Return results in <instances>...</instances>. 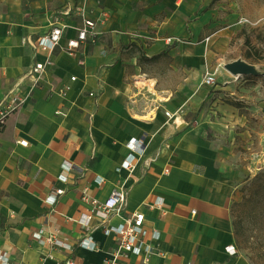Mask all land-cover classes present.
I'll use <instances>...</instances> for the list:
<instances>
[{
  "label": "crops",
  "instance_id": "1",
  "mask_svg": "<svg viewBox=\"0 0 264 264\" xmlns=\"http://www.w3.org/2000/svg\"><path fill=\"white\" fill-rule=\"evenodd\" d=\"M212 1L0 0V107L13 95L25 100L0 124V249L11 264H42L49 254L55 259L45 264H106L118 241L97 219L84 227L78 207L92 210V200L103 203L119 187L127 203L110 223L142 212L146 229L161 232L153 246L162 255L147 264H249L233 217L244 173L236 144L225 138L228 123L232 130L243 116L223 106L217 90L234 83L221 65L252 62L220 56L240 27L232 19L223 25ZM83 8L98 26L77 55L38 46L53 25L64 27L62 46L76 37ZM48 59L53 67L31 74ZM207 75L220 83L207 85ZM133 139L143 144L141 153L117 172ZM64 161L72 172L63 171ZM63 174L68 183L59 180ZM60 188L66 193L48 205L47 195ZM156 197L164 199L161 209L153 207ZM42 228L74 250L43 248L32 239ZM88 233L94 251L78 246ZM230 246L236 255L226 252ZM120 261L145 264L140 257Z\"/></svg>",
  "mask_w": 264,
  "mask_h": 264
},
{
  "label": "rangeland",
  "instance_id": "2",
  "mask_svg": "<svg viewBox=\"0 0 264 264\" xmlns=\"http://www.w3.org/2000/svg\"><path fill=\"white\" fill-rule=\"evenodd\" d=\"M211 6L220 7L223 25L228 26L232 19L240 27L232 51L229 48L220 56L226 60L241 54L258 71V76L234 77V83L228 85L216 80V84L220 85L217 91L223 106H232L243 116L242 124L232 130L228 123L225 136L236 144L244 173L238 183L239 200L233 207L240 254L249 264H264V0H213ZM221 69L225 70L224 65ZM255 113L256 118L252 116Z\"/></svg>",
  "mask_w": 264,
  "mask_h": 264
},
{
  "label": "built area",
  "instance_id": "3",
  "mask_svg": "<svg viewBox=\"0 0 264 264\" xmlns=\"http://www.w3.org/2000/svg\"><path fill=\"white\" fill-rule=\"evenodd\" d=\"M79 12L82 15L83 25L77 29L76 37L69 39L66 45L62 46L61 42L64 37V27L53 25L51 31L39 40L38 46L49 52H53L57 48H60L70 56L77 55L82 45L88 42L89 36H95L98 26L94 19L86 16L84 8L80 9ZM242 21L244 23H248L246 20ZM167 43L173 44L174 38L167 39ZM79 63L80 65H84V61H80ZM48 67H53V62L50 59L43 63H37L32 69L31 74H40ZM71 80H76V77H72ZM205 83L211 86L216 85L215 76L207 75ZM69 90V86L64 88L65 93H68ZM24 102L25 100L21 99V97L13 95L9 101L3 104L0 107V124L5 123L6 119L15 113L24 104ZM57 114L59 115L62 113L58 112ZM166 116L171 117L170 113H166ZM18 143L24 147L28 145V141L26 140ZM142 146L143 144L140 141L133 139L128 145L130 154L123 161L120 167L116 169V171L121 172L123 169L132 168L138 155L141 153ZM62 169L65 173H70L73 171L74 166L70 161H64L62 163ZM59 180L63 183H68L69 181L65 174L61 175ZM95 181L99 186L104 183V179L101 177H96ZM65 193L66 191L64 189H55L47 195L45 202L50 206H54L58 202L59 197ZM88 200H90V197L87 193H85L83 201L87 202ZM91 203L93 205L92 210L85 208L83 205L78 207V211L82 216L79 220L80 223L84 227L91 229L93 220L97 219L99 220L98 227L102 228L104 235L107 237H115L118 241L117 248L110 254V258L106 264H123L120 260L130 257H140L143 259L144 263L147 264L153 255H162L161 253L156 252L153 246V243L158 242L161 239V232L158 230L146 229L144 213L137 212L131 217L121 218L122 220L118 223H110L112 216L121 217L124 212L127 203V191L124 187L116 188L110 197L103 203L96 200H92ZM163 205L164 199L156 197L153 207L161 209ZM193 215H196L195 211H193ZM32 239L37 241L43 248L54 247L69 251L74 250V246L62 239L58 234L47 233L44 228L34 232L32 234ZM78 246L88 251H94L98 248V245L91 233L82 237ZM226 252L233 256L237 254V249L230 246L227 248ZM47 259L53 260L55 257L52 254L45 256L42 264H45ZM0 264H11L9 253L1 249ZM56 264H76V261L74 258H68L64 261H57Z\"/></svg>",
  "mask_w": 264,
  "mask_h": 264
},
{
  "label": "water",
  "instance_id": "4",
  "mask_svg": "<svg viewBox=\"0 0 264 264\" xmlns=\"http://www.w3.org/2000/svg\"><path fill=\"white\" fill-rule=\"evenodd\" d=\"M224 69L236 78L258 75V71L254 65L241 59L226 64Z\"/></svg>",
  "mask_w": 264,
  "mask_h": 264
},
{
  "label": "trees",
  "instance_id": "5",
  "mask_svg": "<svg viewBox=\"0 0 264 264\" xmlns=\"http://www.w3.org/2000/svg\"><path fill=\"white\" fill-rule=\"evenodd\" d=\"M258 76V75H257Z\"/></svg>",
  "mask_w": 264,
  "mask_h": 264
}]
</instances>
